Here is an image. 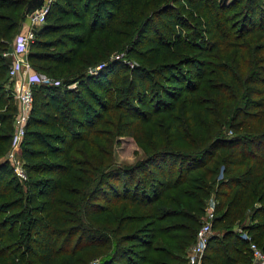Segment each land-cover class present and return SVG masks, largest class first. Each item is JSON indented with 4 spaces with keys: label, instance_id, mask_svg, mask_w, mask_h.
Returning <instances> with one entry per match:
<instances>
[{
    "label": "trees",
    "instance_id": "1",
    "mask_svg": "<svg viewBox=\"0 0 264 264\" xmlns=\"http://www.w3.org/2000/svg\"><path fill=\"white\" fill-rule=\"evenodd\" d=\"M27 1L0 0V156L17 110L12 58L3 54ZM34 34L29 61L60 84L33 86L22 142L27 178L0 161V264H87L92 253L97 264H190L213 193L202 264H249L251 240L264 249L259 0H51ZM111 39L142 62H103ZM85 48L88 65L103 64L98 74L60 78L84 63ZM111 133L135 137L147 157L112 165L100 146ZM135 222L143 224L130 230Z\"/></svg>",
    "mask_w": 264,
    "mask_h": 264
},
{
    "label": "built area",
    "instance_id": "2",
    "mask_svg": "<svg viewBox=\"0 0 264 264\" xmlns=\"http://www.w3.org/2000/svg\"><path fill=\"white\" fill-rule=\"evenodd\" d=\"M49 1L50 0H48L41 9L27 15L26 19L21 22L19 30L13 39L11 50L4 52L5 56H11L12 58L8 68L11 82L9 87L17 102V112L15 113L14 119V132L11 136V143L13 145L11 153L13 156L17 153L16 151L21 148L26 133L27 123L34 102L33 86L40 83H45L48 86L60 84L59 79L44 72L36 71L28 58L30 43L35 38V27L43 22L44 16L49 9ZM102 65L100 64L97 67V70ZM74 85L75 83H72L69 87L73 88ZM11 158L14 157L11 156ZM11 162L15 164L13 161ZM16 162L17 163L14 165L16 173L19 174L21 179H26L27 173L22 167H20V161L16 160ZM214 216L215 200L211 204H208L206 213L202 217V224L197 231L195 242L187 250L186 256L190 264H201L203 254L214 234L212 229ZM243 236L248 237L246 233H243ZM249 248L252 254V259L256 264H264V249L252 240Z\"/></svg>",
    "mask_w": 264,
    "mask_h": 264
},
{
    "label": "rangeland",
    "instance_id": "3",
    "mask_svg": "<svg viewBox=\"0 0 264 264\" xmlns=\"http://www.w3.org/2000/svg\"><path fill=\"white\" fill-rule=\"evenodd\" d=\"M223 1H225V2L228 3V2H231L232 0H223ZM49 2H51V0ZM259 2L264 7V0H259ZM242 6L243 5H241L240 8ZM150 8L151 7H149L148 10H151ZM110 42H111V45H109V46L112 47V49L110 51L111 53L110 52H109L110 54L108 53L109 56H107V59H103L102 60L103 62H107V60L108 59H111V58L112 59L113 58L122 59L123 61L129 63V65L130 64L131 65L132 64L133 65H137L139 62L140 63L142 62L138 58L133 57V56H130L127 53V51H126L127 49L124 48L123 50H120V48L122 46L126 45L125 42L123 41V39L122 40H119V39L118 40L117 39H111ZM130 47L131 46L129 45L128 46V49ZM91 50L92 49H90V48H85L81 52V54H80L81 58L84 59V63L81 62V63L77 64L73 69H70V67H68L62 73V75L60 74V78H64L65 76L66 77L67 76H73L74 77L76 75L82 76V75H85L87 73L88 74H92V75L98 74V72L100 71V69L97 70V66H99L101 64V62H97L95 65H88V63L93 60V58L91 57ZM194 52H195L194 50L184 51V54H186V53L192 54ZM3 55L5 56V54H3ZM183 56H185V55H183ZM161 60H158V61L154 62V64H157ZM46 74H48V73H46ZM54 78H56V77H54ZM92 86H93V88L97 92H102V93H104L106 95H109V93L108 92H105V90L102 91V89L100 87H98L96 85H92ZM73 88L77 89V88H81V86L78 83H75V85H74ZM111 89L112 88H110V90ZM82 90H83V88H82ZM84 94L87 96V98L90 97L87 92H84ZM16 112H17V110H16ZM14 119H15V116L13 117V131H12V133L14 132ZM111 119H114V118L111 117ZM108 129L109 130H113V128H108ZM232 133H233V131L231 129L228 130V134H232ZM105 138H106L105 141L104 142H101L100 146L105 147L106 149H109V153L111 155L110 156L105 155V159L107 161L108 160H111L112 165L121 166V167H124L125 168V167H128V166L135 165L138 161H140V160H142V159H144V158L147 157V153H146L145 149L140 144L137 143L135 137L128 136V135L125 136V135H119V134L111 133V135L109 137L107 136ZM81 145H82V143L80 142V143H78L77 146H81ZM12 147H13V145H12V143L10 141V148L7 150V152H5L3 155L0 156V161H3V160L9 161V163L13 167L14 172L16 173L15 166L14 165L17 163L16 160H19L20 163H21V165L19 164L20 167H22L24 169V171L26 172L25 160H24L23 155H22V146H21L20 149H18V151H16L17 153L14 156L11 153ZM71 154L74 156L75 155V152L72 151ZM11 156L14 157V158H11ZM11 161H13L15 164H13ZM16 175L21 179V177L19 176V174L16 173ZM21 180L24 181L25 179H21ZM118 182H121V179ZM64 183L65 184H69V186H71V187L73 186L72 183H69V178L68 177H65L64 178ZM58 196H62V194L61 195L60 194H57V197ZM214 199H215V197H214V193H213L212 194V198L209 200V203L211 204L212 202H214ZM120 206L122 207V205H120ZM135 208L136 207L133 206V207H131L130 210L131 211H134ZM142 224H143V222H140V223L139 222H135V223L132 224V227L130 228V230H132L134 227L141 226ZM237 230L240 233H246V235L249 237V234L244 231V229L242 228V226L237 227ZM92 254L90 255L91 256L90 259L87 260V264H95V263H98L99 257H95V255L94 254L92 255ZM148 254L151 255L150 252H148ZM201 264H202V260H201ZM249 264H256V262L252 259Z\"/></svg>",
    "mask_w": 264,
    "mask_h": 264
},
{
    "label": "water",
    "instance_id": "4",
    "mask_svg": "<svg viewBox=\"0 0 264 264\" xmlns=\"http://www.w3.org/2000/svg\"><path fill=\"white\" fill-rule=\"evenodd\" d=\"M47 1L48 0H28L24 10V15H30L34 11L41 9ZM222 174L223 173L221 171L219 177H222Z\"/></svg>",
    "mask_w": 264,
    "mask_h": 264
},
{
    "label": "crops",
    "instance_id": "5",
    "mask_svg": "<svg viewBox=\"0 0 264 264\" xmlns=\"http://www.w3.org/2000/svg\"><path fill=\"white\" fill-rule=\"evenodd\" d=\"M42 23H43V22H42ZM42 23H41V24H42ZM41 24H40V25H41Z\"/></svg>",
    "mask_w": 264,
    "mask_h": 264
}]
</instances>
